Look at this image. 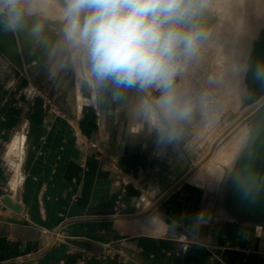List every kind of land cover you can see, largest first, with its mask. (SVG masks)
<instances>
[{"label": "crops", "instance_id": "1", "mask_svg": "<svg viewBox=\"0 0 264 264\" xmlns=\"http://www.w3.org/2000/svg\"><path fill=\"white\" fill-rule=\"evenodd\" d=\"M43 112L20 122L0 104V264H264V228L207 217L199 188L157 205L181 177L159 140L135 149L113 125L94 138Z\"/></svg>", "mask_w": 264, "mask_h": 264}, {"label": "rangeland", "instance_id": "2", "mask_svg": "<svg viewBox=\"0 0 264 264\" xmlns=\"http://www.w3.org/2000/svg\"><path fill=\"white\" fill-rule=\"evenodd\" d=\"M258 2L264 5V0ZM210 6L216 11L213 19L206 12L201 24H194L193 19L189 23L202 35L195 54L181 60L175 84L181 98L190 103L191 112L179 122L178 134L171 140L161 138L140 109L149 94L158 96L159 91L100 83L90 74L85 51L64 39L65 0H25L24 7L31 9V14L26 11L16 24L18 33L15 25H7L6 17H0V104L14 111L11 116L20 122L44 121L43 111L48 108L52 117L85 123L94 138L113 125L118 136L138 141L135 149L149 138L159 140L163 158L170 155L165 174L189 156L199 166L186 184L201 190L206 208L212 209L207 217L230 223L221 204L222 182L237 154V140L244 141L249 134L250 114L241 119L249 109L244 102L249 91L246 77L262 58L264 21L254 16L248 0H214ZM234 30L245 40L243 55L234 50ZM130 121L134 128L128 132ZM87 134L84 136L89 139ZM223 150L226 153L219 154ZM211 163L217 167L210 169Z\"/></svg>", "mask_w": 264, "mask_h": 264}, {"label": "clouds", "instance_id": "3", "mask_svg": "<svg viewBox=\"0 0 264 264\" xmlns=\"http://www.w3.org/2000/svg\"><path fill=\"white\" fill-rule=\"evenodd\" d=\"M25 0H0V17L9 27L18 24ZM64 39L82 48L90 74L117 87L154 88L140 105L161 138L171 140L177 125L191 112L178 94L175 79L181 60L195 54L201 31L189 18L201 7L198 0H65ZM36 31H39L37 27ZM196 219L203 222L202 214Z\"/></svg>", "mask_w": 264, "mask_h": 264}, {"label": "water", "instance_id": "4", "mask_svg": "<svg viewBox=\"0 0 264 264\" xmlns=\"http://www.w3.org/2000/svg\"><path fill=\"white\" fill-rule=\"evenodd\" d=\"M258 84L257 92L248 98L251 104L249 109L241 117L242 119L250 114L249 134L222 182L221 204L225 208L224 214L231 222L248 228H264V70L259 75ZM186 159L189 164L192 163L189 156L186 155ZM198 166H192L157 205L184 184ZM5 203L16 211L21 210L8 197L5 198Z\"/></svg>", "mask_w": 264, "mask_h": 264}, {"label": "bare ground", "instance_id": "5", "mask_svg": "<svg viewBox=\"0 0 264 264\" xmlns=\"http://www.w3.org/2000/svg\"><path fill=\"white\" fill-rule=\"evenodd\" d=\"M205 1H207V0H198V2L201 4V7H199V8H197L196 10H195V12H194V14L189 18V23H190V21L193 19V22H194V24H201V23H199L200 22V20L201 19H203V20H206L205 18H204V13H209V16L211 17V16H213L214 15V12H216V11H214V9H212L211 8V6H210V2H212V1H214V0H208L207 2H205ZM238 1H241V0H238ZM249 1V4L251 5V7H252V12L254 13V16L255 17H259L260 18V20L262 19V21H264V5L261 3L260 4V2H258V0L254 3L253 2V0H248ZM212 19L214 18V17H211ZM211 18L209 19V20H211ZM3 22V21H2ZM211 22V21H210ZM231 22V21H230ZM233 22V21H232ZM4 23V22H3ZM2 23V24H3ZM209 23V22H208ZM227 23V22H226ZM227 24H229V21H228V23ZM206 25V24H205ZM204 25V26H205ZM226 27H228V25L226 26ZM237 28V27H236ZM15 30L17 31V33L19 32V30H18V28H17V25H15ZM235 30H237V29H235ZM234 30V32H235V35L232 37V40H233V42H235L234 44H235V46H234V50H235V52L236 53H238V55L239 54H241V55H243L244 53H245V40L243 39V37H241V36H239V33H237L236 31ZM233 31V30H232ZM228 32V31H227ZM233 32V33H234ZM229 33V32H228ZM227 37H228V34H227ZM231 37V36H230ZM229 38V37H228ZM11 39V38H10ZM12 49V48H11ZM257 65V67L256 68H254V70H252L251 72H250V74H248L247 75V77H246V81H247V83L249 84L248 85V93H246V97H244V102L245 101H247L246 103H248L249 105H246L247 107L248 106H250L251 104H250V99L248 100V98L249 97H251V94H253V93H256L257 92V90H258V88H259V84H258V82H259V75L261 74V72L264 70V50H263V53H262V58H261V60H260V63L259 64H256ZM245 80V79H244ZM237 82V81H236ZM238 96V95H237ZM247 99V100H246ZM237 105H239V104H237ZM238 107V106H237ZM240 107V106H239ZM235 111H236V109H235ZM234 113V112H233ZM241 116V115H240ZM234 123H236V122H234ZM234 123L232 124V125H234ZM230 127H231V125H230ZM229 128V127H228ZM239 141V139L237 140V145H235V147H237L236 148V151H237V154H236V156L238 155V153L242 150V148H243V146H244V144H245V141L246 140H244V141H242V139L240 140V142H238ZM234 145V144H233ZM210 146V145H209ZM214 147V146H213ZM213 147H212V149H213ZM209 148V147H208ZM211 149V150H212ZM210 150V151H211ZM207 151H208V149H207ZM225 150H223L222 152H220L219 154H221V153H226V152H224ZM225 155V154H224ZM234 155V154H233ZM204 156V155H203ZM229 156V155H228ZM236 156H235V158H236ZM185 158V157H184ZM203 158V157H202ZM217 158L218 157H214V160H215V163H216V161H217ZM233 158V157H232ZM235 158H234V160H235ZM186 159V158H185ZM214 160H212V161H214ZM231 160V159H230ZM234 160H232V161H230L231 163L234 161ZM229 162V165L231 164ZM217 164V163H216ZM194 165H196V163H195V161H192V163L191 164H189L188 163V161H187V159H186V162L185 163H181V164H176L174 167H172V169H171V172H170V175H171V177L172 178H175V177H178V176H176V175H179V176H181L178 180H177V182L182 178V177H184L185 175H186V172L189 170H185V167L186 168H188V167H190V169H192V166H194ZM218 165V164H217ZM217 165H215L214 163H211L210 165H209V168L211 169V168H216L217 167ZM221 165V164H220ZM207 168V167H206ZM200 169V168H199ZM221 169V168H220ZM185 170V171H184ZM188 173V172H187ZM214 173V172H213ZM193 176V175H192ZM191 176V177H192ZM190 177V178H191ZM189 178V179H190ZM188 179V180H189ZM187 180V181H188Z\"/></svg>", "mask_w": 264, "mask_h": 264}]
</instances>
